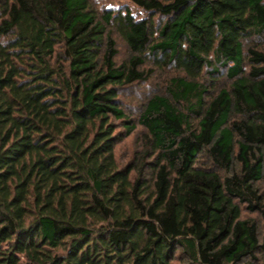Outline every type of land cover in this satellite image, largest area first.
Returning <instances> with one entry per match:
<instances>
[{
  "label": "trees",
  "instance_id": "trees-1",
  "mask_svg": "<svg viewBox=\"0 0 264 264\" xmlns=\"http://www.w3.org/2000/svg\"><path fill=\"white\" fill-rule=\"evenodd\" d=\"M127 1L0 0V264H264V0Z\"/></svg>",
  "mask_w": 264,
  "mask_h": 264
},
{
  "label": "rangeland",
  "instance_id": "rangeland-1",
  "mask_svg": "<svg viewBox=\"0 0 264 264\" xmlns=\"http://www.w3.org/2000/svg\"><path fill=\"white\" fill-rule=\"evenodd\" d=\"M97 7L100 8H113L118 6H128L131 8L132 12L136 15H143V12L133 7L127 0H92ZM118 55L116 57L117 63H121L128 58L129 51L125 44L115 35L114 36ZM259 48L264 50V34L261 38L254 40ZM145 70L153 69L154 74L149 77V79L142 83H137L130 88L124 90L121 95L122 104L124 106L125 112L132 118H137L138 114L141 112L142 104L146 99H149L154 94H162L166 87V81L171 76L170 71H158L155 70L153 66L146 62L143 67ZM119 130L121 125L119 124ZM144 131L142 127L137 126L136 130L127 138H125L116 147L117 159L120 164L124 165L132 160V158L140 152L142 148V136Z\"/></svg>",
  "mask_w": 264,
  "mask_h": 264
}]
</instances>
